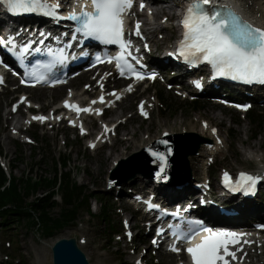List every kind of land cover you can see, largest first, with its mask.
Returning <instances> with one entry per match:
<instances>
[{
    "label": "rangeland",
    "instance_id": "1",
    "mask_svg": "<svg viewBox=\"0 0 264 264\" xmlns=\"http://www.w3.org/2000/svg\"><path fill=\"white\" fill-rule=\"evenodd\" d=\"M238 1L251 14L264 22V0ZM176 12L180 13L181 10L178 9ZM149 20L156 22V24H153L154 26L164 24L167 27L163 30L159 28L156 34L157 38L173 33L172 40L162 47L165 49L171 48L176 37H178L175 17L169 18L163 15L162 18L155 19L150 15ZM164 20L167 21L164 22ZM152 46L151 44L150 47ZM102 70L104 71L105 68ZM103 71H101V74ZM92 77L91 75L90 77L77 78L70 85L57 88L54 92L47 89L41 92L39 89L23 88L19 84L10 85L0 91V160L6 171L15 168L14 174L19 178H53L57 164L56 168L59 171H70L73 179L77 180L79 184L87 186L88 194L98 192L96 197H91V211L80 209L78 219L58 230L53 236H45L41 227L29 225L27 220L18 223L11 219L6 225L0 223V264H53L52 246L57 239L63 237H75L90 264H145L140 262L141 257L144 258L147 264H181L184 257L178 258L175 255L166 254L160 248L149 245L150 240L142 231V224L135 216L134 209L126 206L124 197L133 195L135 192H151L148 188L143 190L138 186L125 185L129 178L144 175L142 171L144 166H138L139 161L137 160L148 158L151 153L149 148L154 151L162 145L187 143L186 151L190 155L187 158L188 161L182 166L188 165L189 172H191L186 174L182 172L181 168L169 171L170 174L164 180L157 176L160 169L153 172V174L149 173L154 176L156 186L161 187L174 183L175 179L182 182L185 180L182 177L188 178V175H190L188 179L196 180L197 185L203 182L204 176L210 178V184L218 185L217 183L225 173L224 171L232 172L240 168L256 169L261 164H259L260 160L264 163V96L255 99L251 98V91L247 92L244 99H249V102L254 101V105L249 111L240 113L215 104L209 97L208 89L200 93L193 92L189 96L186 92L193 90V86L184 78L180 80L177 71H169L165 76H162L161 80L141 83L137 90L120 102L119 107L110 111V114L108 111L99 120L93 118L88 120V127L92 130V136L94 137L100 130L103 131V121L109 123L113 119L116 110L122 112L126 117L132 115L123 127L116 128L115 143H113L114 137L111 134L107 138L109 142L105 146L97 149L89 147V137L83 138L79 134V129L69 126L67 122L58 123L57 121L55 124L48 122L41 124L37 120L29 127L28 124L24 125L28 130L24 128L25 131H18L15 128L16 122L18 120L22 122V118H26L28 115L25 106H21L19 112L9 114V111L14 108V103H19L20 91L25 90L30 94V99L39 101L36 102V106L42 107L44 110L42 115L47 116L59 104L63 95L69 92L67 87L79 85L76 94L80 95L82 90L90 88ZM109 83L112 86L110 88L122 89L124 86L116 79L110 80ZM98 84L99 81L96 79L95 85L97 86L95 90L91 89L93 96L98 94L94 92L97 91ZM172 84H176V87H172ZM16 86L18 88H15ZM42 94L44 95L42 96ZM263 94L264 88L257 91V96ZM219 96L225 98L223 95ZM86 97V94L81 96L82 99ZM194 99L199 100L197 109H192L190 105V102ZM141 100L148 101L152 116L144 118L139 115L137 112L138 103ZM15 109H17L16 106ZM252 111L258 112L259 115L256 117L248 115ZM209 119L214 122L218 134L215 137H218L217 140L222 141L220 154L218 155L205 153L203 145L206 141L204 140L208 139L210 140L208 142L214 143L215 139H209L199 133L202 130L203 120ZM158 123L161 125H158ZM131 128H137V134L150 128L154 131L153 134L156 137H160L165 128H172L173 133L166 138L152 137L153 141L150 140L152 142L137 152H133L134 147H129L122 154L127 161L122 164L117 174L112 175V170L122 159L117 160L112 167L114 156L107 158L106 155L111 150L117 154L120 149L124 148V144L121 143L122 133L129 131ZM32 137L36 140H33ZM161 141H167L168 143L163 144ZM198 143H201L200 147L198 152L194 153ZM250 145H254L255 149L250 148ZM252 154L259 156L255 159V157L250 156ZM196 159H200V161L197 162ZM64 161H66L67 167L63 166ZM191 164L195 167L199 166V171L195 172ZM132 171L134 174H132ZM121 185L124 186L122 190ZM43 190L44 188H41L36 192V195H41ZM262 196H264V190ZM56 198L60 205L56 207L54 213L58 216L61 212V196L59 193ZM102 204H107L110 208V221H104L99 217ZM220 207L222 206L218 208ZM250 221L251 224L255 222ZM129 226L138 228L131 242L128 234L125 235ZM115 230L117 232L114 235ZM257 237L261 239V242H264V233L257 235ZM84 240H87L86 244H84ZM144 241H146L145 244ZM248 258V264L264 262V254L258 244L248 254Z\"/></svg>",
    "mask_w": 264,
    "mask_h": 264
},
{
    "label": "snow or ice",
    "instance_id": "2",
    "mask_svg": "<svg viewBox=\"0 0 264 264\" xmlns=\"http://www.w3.org/2000/svg\"><path fill=\"white\" fill-rule=\"evenodd\" d=\"M7 9L14 14L38 13L48 17L70 19L75 22L74 32L80 34L84 39H94L103 45L118 47L116 55H106L96 57L97 63H112L115 61L116 68L121 76L130 74L136 80H142L145 76L137 70L132 62L133 44L128 36L135 35L141 37V23L135 22L134 30L128 32L125 27L124 17L134 6L135 0H85L79 7V10L71 11L67 16H61L60 2L56 0H2ZM140 10L143 11L145 5L143 0L139 4ZM183 31L181 38L176 45V51L171 55L182 58L190 65L206 63L211 67L215 77H229L245 83H264V29L254 27L244 21L229 5H214L213 0H191L188 8L179 21ZM43 35V33H41ZM75 38V36L73 37ZM31 43H25L17 46L16 40L11 35L7 38L0 37V46H10L11 50L16 53L19 62L25 63V59L31 51L39 52V48H32ZM39 43H44L41 40ZM51 59L46 63L28 61L25 65L26 77L33 78L37 82L46 79L38 69L51 74L58 63L65 59L63 49H58L56 53L48 50ZM134 59V58H133ZM3 63V61H0ZM136 64L139 60H136ZM150 78L155 79L153 74ZM25 79L21 83H27ZM0 83H3V77H0ZM199 86V85H197ZM101 94L98 98L99 103L104 104L105 95L103 93V84L100 85ZM132 90L129 85L128 91ZM71 95V93H70ZM120 99L119 94L115 91L109 93ZM25 98H21L23 102ZM97 100H92L94 105ZM109 105L111 102H107ZM66 108H71L80 113L95 112L102 114V109H93L91 106L80 107L77 103L64 101ZM247 107V106H243ZM15 111V106L13 108ZM142 114L147 115L144 111L143 102L140 105ZM34 120L43 122L48 119L45 116H34ZM70 123L75 124L74 121ZM207 126V125H205ZM105 133L110 131L107 125L104 126ZM84 128L81 125V132L84 134ZM215 132V129H213ZM103 135V133H102ZM166 135V134H165ZM167 144V141H161ZM94 146V145H93ZM151 155L155 160L160 161V171L157 173L158 178L167 179L165 169L167 167V154L160 151H152ZM171 149H168V154ZM260 175H253L247 172H240L235 182L227 172L224 174V183L232 191L252 192L256 183L261 180ZM149 207H158L149 203ZM187 231L180 229L175 231L174 237L177 241L189 245L185 251L189 254L191 264H243V255L246 245L255 243L247 239L250 233H241L230 230H213L205 227L199 221H187ZM264 229V225L260 226ZM162 231V230H161ZM203 233L200 242L193 244V239ZM131 234L129 233V236ZM155 244L156 241L154 240ZM173 251L179 252L180 248L173 245Z\"/></svg>",
    "mask_w": 264,
    "mask_h": 264
},
{
    "label": "bare ground",
    "instance_id": "3",
    "mask_svg": "<svg viewBox=\"0 0 264 264\" xmlns=\"http://www.w3.org/2000/svg\"><path fill=\"white\" fill-rule=\"evenodd\" d=\"M143 3L145 5V8L143 11L140 10V7L136 10L137 11V16L141 17L142 19H140L141 23V33L147 35V39L143 40V43H149L148 46H151V44L153 45L152 47L149 48V53L151 55V61L150 63L152 65H154L155 67H157L160 72L165 75V73H167L168 71H175V70H170L169 67H167V61L166 58L171 55L172 50L171 48L174 47L171 46V48L165 49L162 48L164 44L168 43L169 41L172 40L173 38V33L171 34H167L164 35L162 38H157V32L159 30V28H161L162 30L164 28H167L164 24H157L158 26H156V28H154L152 25V22L149 21L150 15H152L155 19H160L162 18L163 15L168 16L169 18L171 17H175L176 13V8L179 7L181 1H172L170 3V0H143ZM165 3V5H163ZM140 3H138L139 5ZM0 13H1V8H0ZM252 19H257V16L251 15ZM167 20H164V22H166ZM61 25H65L68 24L67 22H61ZM60 24H58V26H60ZM144 25V26H143ZM11 30H15L18 37L19 38H24L25 34L28 31H31V29L29 30H25V27H20L19 24H14V26H12ZM134 30V29H133ZM131 30V31H133ZM128 31V32H131ZM172 31V29H171ZM132 38H135L137 36L135 35H131ZM170 65V64H168ZM198 72L195 73V75ZM104 74V73H103ZM193 77V76H192ZM178 78L180 80H182L183 74L179 73L178 74ZM194 78L191 79V83L194 82ZM198 81H201L203 84H207L208 83V79L207 77L202 73V75H199L197 77ZM92 82V79L90 80ZM144 82H148V80H145ZM152 82V81H151ZM101 84H103V80L101 81ZM64 86H56L52 89H48V90H54L57 88H62ZM135 87V86H134ZM34 89H39L41 92L44 90V88H34ZM99 90L101 92V87L99 86ZM127 91V97L131 94L128 92V87H125L122 89V91ZM194 91H197L196 87L193 89ZM103 91H104V86H103ZM246 92H249L248 90ZM70 93V92H69ZM44 94H42L43 96ZM79 96V98H81V96L85 95V92H83L82 94H77ZM264 96H257L254 95L255 99H259L260 97ZM223 97L219 96V99H221ZM92 101L89 100V102L85 103V105L90 104ZM143 101V105H144V109L145 112L147 113L148 116L151 115V112L149 111V104L148 101ZM232 101V100H231ZM89 106V105H88ZM119 106H116L115 108L117 109ZM38 111L33 113V116L31 117H26L25 121L20 122V120H18L15 124V128H17L18 131H22L24 130V125L29 121V120H34L33 117L34 116H41L42 114L38 115ZM9 114H14L12 110L9 111ZM143 116H145L144 114H142ZM132 115L129 116H124V114L122 112H120L119 110L115 111V115L113 117V119L110 120L109 123H107L108 127H114L115 126V130L117 127L119 126H124L126 124V122H128L129 118H131ZM152 116V115H151ZM48 117V119L44 120L43 124L47 123L46 121H49L48 123H52L50 116H46ZM28 119V120H27ZM70 120V118L68 119ZM76 119H73V121H75ZM221 124H223V122H221ZM88 125V124H87ZM158 125H161L160 123H158ZM182 125V123H181ZM207 125V126H205ZM103 125V131L100 130L97 135L92 138V140H90V143L95 142L99 143L101 142L104 138H108L110 135L107 133H105V129H104ZM213 129H215V125L214 122L212 121V119L209 120H203V124H202V130L199 131V133H201V135L209 138V139H215L214 143H210V142H206L203 145L204 151L205 153H209V154H214V155H218L220 154V147L221 145V140H217L218 134L215 132H213ZM25 130H28V128H25ZM24 130V131H25ZM172 128H165L163 130V133L161 134L160 137H156L153 133L154 131L150 130V128H147L145 130H143L142 132H139V134H137V128H131L129 131H126L124 133H122L121 136V143L122 145L124 144V148L120 149V152L115 154L113 153V151L111 150L109 154H107V158H110L112 155L114 156V161L112 164L113 165L116 163L117 160L119 159H124L125 157L122 156V154L125 153V151L129 148V147H134L133 152H137L139 151L141 148H144L148 143L152 142L153 138L152 137H156V138H163L165 137L166 133H168V136L173 133ZM103 133V135H102ZM93 134V132H91L90 136ZM129 134H131V136H129ZM152 140V141H150ZM171 149V150H177V149H181L182 153H186V149L187 148H178L177 144L176 146H168L165 147V149ZM250 148H254V145H250ZM112 149V148H110ZM204 154V152H202ZM249 153V152H248ZM251 157H255V159L257 158V156L259 155H250ZM167 167L165 169V174L166 176L170 173H168L169 171H175L176 169H182V172L189 174V166L185 165H178V161H175L174 158H169L167 157ZM197 162L200 161V159H196ZM139 161L138 166L144 165L145 163H143L141 165L140 160ZM134 162V161H132ZM261 163V164H260ZM262 160L259 161L258 167L256 168V170L264 175V163ZM135 164V163H134ZM133 164V165H134ZM192 169H194V171L198 172L199 171V166L195 167L193 164H191ZM143 168V176L138 175L133 176L131 178H129L126 182L125 185H131V186H138L141 189H150L151 192H153L158 199L163 202L164 204H169V201H176V203H181V202H188L190 204L193 205V213H195L197 216H199L200 212H204V211H208L209 208L211 209H217L219 206L224 205V206H228L230 208H232V210L234 211H238L239 214H243L245 212H249L251 211V214L254 218V221H258V224L260 223H264V196H262L260 199L255 200V202L252 203H248L246 205L243 204H238L235 203L233 201H229L226 198H223V193L225 194L224 190L221 188V186H216V185H212L210 184V178L207 176L203 177V182L200 183V185H197L196 180H190L188 178H190V175H188V178H184V181H179L176 180L174 181V183L170 184V185H164V186H156V184L154 183V176H152L151 174H153V172H156L157 168L160 169V163L158 162H152L147 166L142 167ZM189 168V169H188ZM240 169H245V168H240ZM133 172V171H132ZM181 172V173H182ZM226 172V171H224ZM136 173V172H135ZM151 173V174H149ZM134 174V172L132 173ZM164 180V179H163ZM178 181V182H177ZM165 183V182H164ZM213 186V187H212ZM124 186L121 185V190L123 189ZM202 198L205 200L206 204L204 206L200 205V200L199 199ZM171 204V203H170ZM208 225L211 228H215V227H224V226H228L229 224H223V222L221 221H215L214 223H208ZM246 224H241L240 222L237 223V225L235 227H240ZM247 239L255 241V243L250 244V245H246L244 248V253H238V256L243 255L244 259H243V264H248L249 263V258H248V254L254 250L255 246L258 244L260 249H262V253L264 254V242H261V239H259L256 235L255 236H249L247 237ZM87 243V240H84V244ZM128 245V244H127ZM169 255H173L171 253H166ZM181 264H191V260L190 259H184V261ZM235 264H239V262H235ZM260 264H264V262L260 263Z\"/></svg>",
    "mask_w": 264,
    "mask_h": 264
},
{
    "label": "trees",
    "instance_id": "4",
    "mask_svg": "<svg viewBox=\"0 0 264 264\" xmlns=\"http://www.w3.org/2000/svg\"><path fill=\"white\" fill-rule=\"evenodd\" d=\"M192 109L198 108L199 100L190 102ZM256 117L258 112L248 113ZM67 167L66 161L63 163ZM55 166L53 178H19L14 174L15 168L7 172L0 161V223L6 225L12 219L29 225H38L45 236H53L58 230L74 223L78 219L80 209L91 211V197L98 192L87 193V186L73 179L70 171H59ZM44 188L41 195L36 192ZM61 196V212L58 216L54 210L59 206L57 194ZM33 199L30 200V198ZM110 208L102 204L99 217L110 221ZM117 231H114V235Z\"/></svg>",
    "mask_w": 264,
    "mask_h": 264
},
{
    "label": "water",
    "instance_id": "5",
    "mask_svg": "<svg viewBox=\"0 0 264 264\" xmlns=\"http://www.w3.org/2000/svg\"><path fill=\"white\" fill-rule=\"evenodd\" d=\"M205 141L208 140L205 139ZM199 146L200 144H197L195 148L196 149L195 152H197ZM157 151L166 153L167 157L169 158H174L175 161H178V165H183L186 161H188L187 157L190 154V153H182L181 149H177L175 151L171 150L170 154H168V149L166 150L165 148H159ZM126 161L127 159H123L120 163H118V166L112 170V175L117 174L122 164H124ZM152 162L160 163V161L154 159L151 153L148 155V158L140 160L141 165L145 163L142 166H147ZM156 170L159 169L157 168ZM52 256H53V264H90L85 252L79 247L77 239L75 237H71V238L63 237L57 239L52 246Z\"/></svg>",
    "mask_w": 264,
    "mask_h": 264
}]
</instances>
